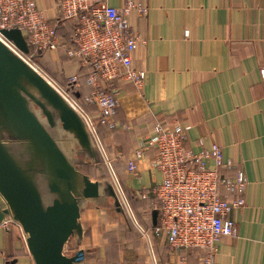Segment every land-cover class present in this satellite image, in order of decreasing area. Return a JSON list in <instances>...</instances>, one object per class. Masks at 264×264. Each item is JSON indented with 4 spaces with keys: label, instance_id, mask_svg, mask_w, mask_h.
I'll return each mask as SVG.
<instances>
[{
    "label": "crops",
    "instance_id": "1",
    "mask_svg": "<svg viewBox=\"0 0 264 264\" xmlns=\"http://www.w3.org/2000/svg\"><path fill=\"white\" fill-rule=\"evenodd\" d=\"M136 1L147 7V13L129 15L131 27L140 36L132 66L144 71V77L140 84L118 83L114 116L131 127L110 138L105 132L106 138L100 134L116 157L113 163L120 184L123 189L152 192L159 182L160 173L149 165L153 150L135 175L126 170L138 139L152 133L158 120L170 128L184 127L186 146L194 152L218 144L224 159L232 162L222 172L232 175L242 170L247 185L245 204L230 212L237 234L219 239L214 264H264V0ZM107 2L117 7L124 4V0ZM35 3L48 21L56 23V0ZM58 26L59 33L70 28L67 22ZM64 55L62 48L46 51L39 62L55 64L67 76L76 75L79 64ZM89 114L99 124L95 104ZM213 165L210 159L208 166ZM145 210H138L141 222L152 225L156 208ZM90 226V239L82 247L92 256L85 264H114L106 261L111 246L104 234L116 229L107 224L98 229ZM116 238L119 243L121 239ZM121 242L123 258L115 264H182V255L188 264H198L201 254L173 250L164 232L150 231L148 238L139 232L137 242L128 238ZM13 260L14 264H33L19 231L1 225L0 264Z\"/></svg>",
    "mask_w": 264,
    "mask_h": 264
},
{
    "label": "built area",
    "instance_id": "2",
    "mask_svg": "<svg viewBox=\"0 0 264 264\" xmlns=\"http://www.w3.org/2000/svg\"><path fill=\"white\" fill-rule=\"evenodd\" d=\"M56 5L58 16L56 23H51L37 8L35 0H0V40L42 75L35 60L37 54L62 48L70 60L88 69L83 77L91 87L86 100L98 107L99 123L109 129L130 128L129 123L121 124L114 118L118 83L140 84L144 77V71L132 66V53L140 36L131 27L129 15L132 12L144 15L147 7L136 0H124L120 7L110 5L107 0H56ZM63 22L69 23L72 29L73 46L70 48L65 47V39L57 34L56 28ZM14 28L22 31L29 49L27 53L20 51L1 32ZM262 71L264 73V69ZM47 79L84 117L121 205L142 236L148 238L150 231L164 232L173 250L182 253L199 248L202 256L198 264H214L219 239L237 234L230 212L245 204L243 193L247 179L244 172L239 169L232 175L223 173L232 162L224 159L218 144L194 152L186 146L184 127L170 128L164 120H158L152 133L138 139L126 160V170L135 175L139 164L147 161L148 153L153 150L149 165L161 175L152 188L157 201L158 223L144 226L133 215L116 176L114 158L101 141L95 121L59 85ZM70 79L76 87L80 85L78 75ZM210 159L214 163L212 167L208 166ZM142 196L145 197V193ZM2 226L15 227L23 237L17 223L5 221ZM180 259L182 264H188L185 255Z\"/></svg>",
    "mask_w": 264,
    "mask_h": 264
},
{
    "label": "water",
    "instance_id": "3",
    "mask_svg": "<svg viewBox=\"0 0 264 264\" xmlns=\"http://www.w3.org/2000/svg\"><path fill=\"white\" fill-rule=\"evenodd\" d=\"M1 32L28 52L20 29ZM77 154L94 163L98 159L80 111L0 40V226L20 225L33 264H85L79 244L88 226L82 212L106 204L124 215L110 180L80 170ZM157 219L153 210V226ZM71 238L76 249L67 254Z\"/></svg>",
    "mask_w": 264,
    "mask_h": 264
},
{
    "label": "trees",
    "instance_id": "4",
    "mask_svg": "<svg viewBox=\"0 0 264 264\" xmlns=\"http://www.w3.org/2000/svg\"><path fill=\"white\" fill-rule=\"evenodd\" d=\"M57 30V34L64 38L65 39V47L66 48H70L72 47V43L70 41V36L72 34V29H71V26L70 28L64 32V33H59V26L56 28ZM64 54H65V51L63 50ZM45 52L43 53H40V54H37V56L35 57V60L36 62L39 61V58L44 54ZM67 59H69L66 54L64 55ZM77 63V62H76ZM50 66L51 64L48 63ZM79 67V70L77 72L76 75L79 76V79H80V85L79 86H75L74 85V82L71 81V76H67V75H64V79H63V82L61 84H58L66 93H68V95L74 100L76 101V103L87 113H89V111L91 109L94 108V104H89L87 101H86V97L90 94L91 92V87L88 86L84 80H83V77L84 75L87 73L88 69L87 67H84V66H78ZM59 74H62L63 71L62 70H59L58 72ZM63 76V75H62ZM96 129H97V133L99 135V137L102 136V138H104L105 136L103 135L104 132L105 134L109 135V138L112 137L117 131H121V130H125L124 128H118V129H109L107 128L105 125L103 124H97L96 125ZM101 134V136H100ZM101 138V139H102ZM106 138V137H105ZM75 164L76 166L82 170L83 172L87 173L90 177L95 174L96 172L100 173L98 179H107L105 177V171H104V166L102 165V162L99 158V155H98V159L97 161L94 163V162H90V161H87L82 154H77L76 157H75ZM88 169H91V171L87 170ZM125 193H126V196L129 198L128 200L130 201V204H131V207L132 209L134 210V212L138 215V210L140 209H146L145 211H148L150 209H152L153 207H157V201H156V197L154 196V194L151 192H148V190H133V189H126L125 188ZM143 193H145V197H143ZM151 193V194H150ZM102 206V205H99V207ZM95 208H98V207H95ZM83 213V212H82ZM140 221L141 220V216L138 215ZM125 219V218H124ZM126 225H127V228L125 230L126 232V235L129 240H132L133 242H137L138 239H139V233L129 224L128 221H126V219L124 220ZM87 225V224H86ZM150 224L146 223V226H149ZM88 228L85 232V235H84V239L83 241L79 244V246L81 244H83V242H85L86 240H89L90 239V236H91V226L90 225H87ZM106 236H108L109 238V241H110V246L108 251H107V255H106V261L108 263H110L109 261H112V263H117L119 262L120 258H123V251H122V248L120 246H123V244H119L118 241H117V238L114 237L115 235V232L112 231V232H106L105 233ZM113 236V237H112ZM70 245L72 246L71 248V251L73 252L75 249H76V245H75V242L73 240V238L70 239L69 241ZM168 245V244H167ZM191 252H194V251H199L201 252V254L199 255L198 257V261L200 259V257L202 256V250L199 249V248H195V249H191L190 250ZM188 251V253L190 252ZM92 256V253H90V250L89 249H84V257H85V261L87 258H90ZM5 264H12L10 261L9 262H6Z\"/></svg>",
    "mask_w": 264,
    "mask_h": 264
},
{
    "label": "rangeland",
    "instance_id": "5",
    "mask_svg": "<svg viewBox=\"0 0 264 264\" xmlns=\"http://www.w3.org/2000/svg\"><path fill=\"white\" fill-rule=\"evenodd\" d=\"M38 65H39V68L41 69V71L43 72V74L49 78L50 80H52L55 84H61L63 82V79H64V73L62 74H59V69L56 68L55 64H51V66L48 64V62H37ZM63 75V76H62ZM57 84V85H58ZM100 158V156H99ZM116 159V157H115ZM114 159V160H115ZM101 160V158H100ZM102 162V160H101ZM116 162V161H115ZM115 162H114V170H115ZM102 165L104 166V171H105V177L110 180V175H109V171L107 169V167L104 165V163L102 162ZM87 170L91 171V169H88ZM115 173H116V176L118 178V181L119 183L121 182L120 180V177L118 175V172L115 170ZM100 173L96 172L95 174H93L91 176L92 179H98ZM111 182V181H110ZM124 192H125V189H124ZM126 194V193H125ZM127 199H129L127 197ZM129 201V200H128ZM129 204H130V201H129ZM122 206V205H121ZM131 206V204H130ZM96 206H89L88 208H86L84 211H83V215L81 217V220L82 222H84L85 224L87 225H91V224H95V227L96 229H98L99 227H101V224H107V227L109 229H112V227H114L113 229H116L114 230L115 231V235L114 237H118L121 239V241H123V239H126L127 235H126V228H127V225L125 223V219L126 221L129 222V224L138 232V228L137 226L134 224V221L130 218V216L125 212L124 208H123V211H124V215H121L120 213L118 212H115L114 209L111 207V206H108V205H102V206H98V208H95ZM131 210L133 212V215L134 217L136 218V220L140 223V224H143L138 215L134 212V210L132 209L131 207ZM125 218V219H124ZM144 226H146V224H143ZM117 231V233H116ZM139 233V232H138ZM105 235V234H104ZM121 241H119L120 245H121ZM80 247H82V244L80 245ZM121 248L123 246H120ZM71 248L72 246L70 245V243H67L65 248H64V251L65 253L67 254H71L72 251H71ZM83 248V247H82Z\"/></svg>",
    "mask_w": 264,
    "mask_h": 264
}]
</instances>
